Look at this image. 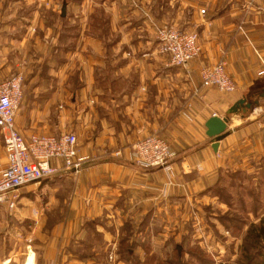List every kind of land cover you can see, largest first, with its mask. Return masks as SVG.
I'll list each match as a JSON object with an SVG mask.
<instances>
[{"label":"crops","instance_id":"0c3cea01","mask_svg":"<svg viewBox=\"0 0 264 264\" xmlns=\"http://www.w3.org/2000/svg\"><path fill=\"white\" fill-rule=\"evenodd\" d=\"M67 1L69 13L62 16L63 0L59 10L58 0H0V80L26 72L19 130L27 138L38 126L55 135L74 130L86 159L80 172L61 174V181L74 183L60 193L68 219L41 222L38 236L46 245L50 241L41 264H78L63 251L67 243L94 234L108 243L119 226L157 220L165 199L190 200L205 192L225 170L228 153L252 148L254 172L264 165V99L231 115L230 134L217 152L206 126L239 99L254 103L264 92V0H139L138 9L131 0H102L104 35L84 29L85 20L72 25L74 17L85 16L83 0ZM143 11L198 29L201 55L172 66ZM220 60L236 83L232 93L202 85L200 70ZM56 62L59 73L36 72ZM149 134L168 138L174 148L168 166L137 163L133 147ZM6 162L4 151L0 165ZM34 257L30 250L23 264H34Z\"/></svg>","mask_w":264,"mask_h":264},{"label":"rangeland","instance_id":"374dc122","mask_svg":"<svg viewBox=\"0 0 264 264\" xmlns=\"http://www.w3.org/2000/svg\"><path fill=\"white\" fill-rule=\"evenodd\" d=\"M63 3L60 9L58 0L60 14ZM131 3L137 9L141 7L139 0H131ZM81 5L85 16L82 19L74 17L72 25L77 26L81 20H85L84 29H101V34L104 35L108 16L101 11L102 0H83ZM67 9L69 13L68 5ZM143 14L153 28L158 42L154 23L164 22L155 20L148 11H143ZM167 22L187 30L173 20ZM161 56L170 63L168 55ZM59 66L56 62L51 69L44 70L40 67L36 72L39 75H55L59 73ZM23 74L26 77L25 70ZM12 76L14 74L8 78ZM55 84L59 85L52 81V85ZM40 127L33 129L31 133L55 135L50 129ZM63 132L75 133L69 129ZM163 138L169 142L168 138ZM256 151L250 148L243 150L244 153L226 154L223 166L225 170L220 173V178L217 176L213 183L203 188L205 192L190 195V200L188 197L172 202L165 199L163 210L158 212V219L153 222L148 220L147 226H119L116 238L108 243L94 234L83 242L67 243L63 251L69 256L68 260H77L78 264H178L177 255L184 264H238L243 257L242 246L248 229L258 216L261 220L264 219V165H261L259 174L254 172L252 163ZM3 152L0 135V155ZM61 180L60 174L41 183H32L18 192L15 209L0 207V264H23L30 250L34 251V264H41L45 248L50 243H42L41 234L38 236L41 222L45 219L48 225H53L68 219V211L64 206L65 197L60 193H64L74 183ZM32 225L37 228L36 232L31 230ZM124 236L128 237L126 247L130 249L125 254L126 259L120 257V250L126 248L122 246ZM178 246L182 247L181 252Z\"/></svg>","mask_w":264,"mask_h":264},{"label":"built area","instance_id":"2783aa9c","mask_svg":"<svg viewBox=\"0 0 264 264\" xmlns=\"http://www.w3.org/2000/svg\"><path fill=\"white\" fill-rule=\"evenodd\" d=\"M206 12L205 8L201 13ZM159 51L169 56L170 63L182 67L202 53L200 33L180 28L175 23H154ZM226 62L220 60L200 71L204 87L236 91V83L227 72ZM24 74L0 81V135L6 153V165H0V207L13 210L20 189L63 173H78L84 167L79 137L74 132L60 135L34 132L25 137L17 126V115L24 98ZM138 164L147 168L166 167L175 156L170 143L157 134L138 140L134 147Z\"/></svg>","mask_w":264,"mask_h":264},{"label":"water","instance_id":"95a60500","mask_svg":"<svg viewBox=\"0 0 264 264\" xmlns=\"http://www.w3.org/2000/svg\"><path fill=\"white\" fill-rule=\"evenodd\" d=\"M67 5L68 3L65 0L62 7V16H66L67 14ZM263 99L264 92L261 93L260 98L254 103L247 102L246 98H241L229 109L226 116L222 117L215 115L208 120L206 124L208 129L207 135L213 139L212 147L215 152H217L219 149V142L230 134L229 124L232 119L231 115H239L240 112H247L249 109H252L253 105H261ZM178 249L181 252L182 247L178 246Z\"/></svg>","mask_w":264,"mask_h":264},{"label":"trees","instance_id":"16d2710c","mask_svg":"<svg viewBox=\"0 0 264 264\" xmlns=\"http://www.w3.org/2000/svg\"><path fill=\"white\" fill-rule=\"evenodd\" d=\"M45 179L44 181H47ZM128 237H123L122 246L126 247ZM129 248L120 250V257L125 258ZM243 257L238 264H264V219L260 223H253L245 235V243L242 246ZM126 259V258H125ZM178 264H184L177 255Z\"/></svg>","mask_w":264,"mask_h":264}]
</instances>
